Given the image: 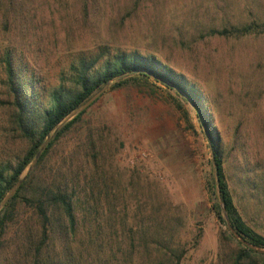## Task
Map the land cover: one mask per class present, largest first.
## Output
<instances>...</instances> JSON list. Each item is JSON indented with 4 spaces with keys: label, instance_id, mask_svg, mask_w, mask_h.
Segmentation results:
<instances>
[{
    "label": "rangeland",
    "instance_id": "374dc122",
    "mask_svg": "<svg viewBox=\"0 0 264 264\" xmlns=\"http://www.w3.org/2000/svg\"><path fill=\"white\" fill-rule=\"evenodd\" d=\"M250 23L259 31L214 33ZM5 53L39 104L55 88L77 90L75 67L99 70L115 54L154 56L183 75L210 117L234 204L264 237V0H0V162L14 164L30 144L12 120ZM82 105L36 174L49 186L72 178L93 195L108 193L93 203L106 216L91 223L123 226L115 229L126 246L123 255L109 244L108 262L167 264L161 245L170 244L181 255L177 264H232L242 242L212 208L219 201L211 136L193 102L153 76L125 74ZM3 222L0 264H42L34 210L17 203ZM110 237L118 240L113 228Z\"/></svg>",
    "mask_w": 264,
    "mask_h": 264
},
{
    "label": "trees",
    "instance_id": "16d2710c",
    "mask_svg": "<svg viewBox=\"0 0 264 264\" xmlns=\"http://www.w3.org/2000/svg\"><path fill=\"white\" fill-rule=\"evenodd\" d=\"M258 27V24L250 23L242 27L223 28L214 31V33L238 36L259 31ZM3 63L8 88L12 93L14 108L12 120L16 130L28 140L30 145L22 158L14 164L0 162V204L14 184L20 180L24 170L34 160L46 136L71 111L77 109L93 93L114 77L125 74L138 75L143 78L153 76L162 81L167 87L188 97L195 105L198 116L203 119L207 126L211 136L218 178L219 199L222 205L220 206L215 202L212 207L218 219L224 222L223 208L229 226L236 233L250 245L256 248H264V237L243 221L234 204L223 172L222 155L218 143L213 138L215 132L209 125L210 117L195 84H188L183 75L170 70L154 56H144L140 53L132 55L115 54L107 58L99 70L92 69V65L86 64L75 67L73 84L77 87V90L72 92L65 88H55L50 92L48 101L39 104L36 89H31L32 91L29 92L25 88V82L18 80L7 53L4 54ZM22 75L23 73L21 77ZM115 85L119 86L121 82L117 81ZM82 113H78L56 130L54 137L40 153L34 168L20 182L15 192L3 203L0 209L1 229L4 226L3 220L12 213L15 204L22 203L34 210L42 226V238L38 241L35 240L33 245L42 257V264H62V258L67 259L68 264H110L108 253H111L110 245L114 243H116L117 251L125 255L124 247L126 246L121 242L115 229L120 227L123 229V226L113 227L105 222H99L97 225L91 223L92 218L103 219L106 216L103 207L100 210L95 209L93 203L95 204L98 200L106 202L108 199L107 192H99L98 196L93 195L94 192H92L90 185L81 187V184L74 182L72 178L65 184L54 186L46 185L43 180L37 178L36 169L47 155L48 150L80 118ZM90 202L92 205H90ZM112 228L113 235L118 240L108 241V238H111L110 229ZM57 243L63 247L60 252L54 253ZM161 247L165 253L169 252V254L166 253V255L168 254L167 264L168 260L170 261L169 264H177L181 255L175 253L176 249L173 250V246L171 247L170 244L161 245ZM170 254L171 256H169ZM152 264H164V262L156 261ZM232 264H264V253L241 243Z\"/></svg>",
    "mask_w": 264,
    "mask_h": 264
},
{
    "label": "water",
    "instance_id": "95a60500",
    "mask_svg": "<svg viewBox=\"0 0 264 264\" xmlns=\"http://www.w3.org/2000/svg\"><path fill=\"white\" fill-rule=\"evenodd\" d=\"M85 105H82V106H80V107H78L77 109H75V110H73V111H71L59 124H57L56 126H55V128L46 136V138H45V140L43 141V143L41 144V146H40V149H39V151L37 152V154L35 155V157H34V162L37 160V158H38V156H39V154L41 153V151L45 148V146L47 145V143L49 142V140H50V138H51V136H52V133L53 132H55L57 129H58V127L60 126V125H62L65 121H67L70 117H72V116H74V115H76L83 107H84ZM208 147H209V151H210V155H211V162H212V167H213V176H214V181H215V188H216V194H217V199H218V201H219V204H220V206H222L221 205V201H220V199H219V188H218V178H217V173H216V169H215V160H214V152H213V149H212V144H211V142H210V140H209V138H208ZM22 180L20 179V180H18L15 184H14V186L11 188V190L5 195V197H4V199L2 200V202H1V204H0V206L13 194V192L16 190V188H17V186L20 184V182H21ZM222 211H223V213H224V215H225V218H226V221H227V224H228V228H229V230L231 231V233L236 237V238H238L243 244H245V245H247V246H249V247H251L252 249H255L256 251H258V252H262V253H264V250H262V249H260V248H256V247H254V246H252V245H250L247 241H245L238 233H236L230 226H229V223H228V220H227V217H226V214H225V212H224V210H223V208H222Z\"/></svg>",
    "mask_w": 264,
    "mask_h": 264
}]
</instances>
